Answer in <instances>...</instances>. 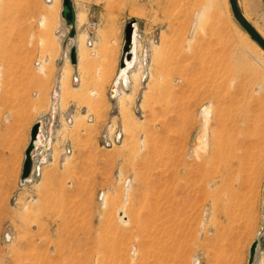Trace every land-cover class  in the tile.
<instances>
[{"label":"rangeland","instance_id":"374dc122","mask_svg":"<svg viewBox=\"0 0 264 264\" xmlns=\"http://www.w3.org/2000/svg\"><path fill=\"white\" fill-rule=\"evenodd\" d=\"M46 3L0 6V107L50 140L38 177L0 184V264H248L255 241L264 264V53L228 0H72L75 66ZM131 21L137 60L111 98Z\"/></svg>","mask_w":264,"mask_h":264},{"label":"crops","instance_id":"0c3cea01","mask_svg":"<svg viewBox=\"0 0 264 264\" xmlns=\"http://www.w3.org/2000/svg\"><path fill=\"white\" fill-rule=\"evenodd\" d=\"M22 1L23 0H0V6L2 4L4 7L16 8L17 4H21ZM7 3H9L10 6H8ZM237 5L245 19L264 39V0H237ZM136 57L137 44L135 62ZM134 65L135 64H133L132 67H134ZM129 71L127 72L128 84L130 82L128 76ZM119 93L120 89H118V95ZM25 107L30 111L29 104L25 105ZM22 109V106L15 104L12 100L3 102L0 107V112L5 118V121H2L3 127L0 129V142L4 145L7 143L13 144L11 145L12 147L3 145L4 147L2 146V149L0 150V170H3L0 172V184L14 185L18 182V180H21L24 153L30 140L29 132L28 135H25V140L23 139L24 136L22 135L21 131L24 125H22L20 120L16 119L18 117L17 114L21 112ZM33 125L34 123L30 126V128H32ZM38 147L40 146H37V148ZM35 154L36 151H33L31 155L34 156ZM42 158L44 159L45 156H42ZM4 170L7 171L4 172Z\"/></svg>","mask_w":264,"mask_h":264},{"label":"water","instance_id":"95a60500","mask_svg":"<svg viewBox=\"0 0 264 264\" xmlns=\"http://www.w3.org/2000/svg\"><path fill=\"white\" fill-rule=\"evenodd\" d=\"M230 10L232 16L238 25L242 28V30L249 36V38L255 42L260 49L264 51V39L256 32V30L251 26V24L245 19L242 15L238 5L237 0H228ZM62 10L61 17L65 21V25L68 28V39L73 40L76 38V15L73 8L72 0H61ZM135 21L129 22L124 31V42L121 50V57L119 61V71H123L125 68V59L129 53V48L132 42V34H133V25H135ZM76 56H77V48L76 45L72 44L69 50V59L72 66L76 65ZM113 88V87H112ZM111 88V90H112ZM110 97L113 98L110 94ZM40 123H36L32 126L30 130V140L28 146L24 153V163L21 175V181H24L29 178L32 166L31 154L33 153L35 147H37V140L40 134ZM258 246V242L255 241L249 250V259L248 264H253L254 258L256 255V249Z\"/></svg>","mask_w":264,"mask_h":264},{"label":"bare ground","instance_id":"6f19581e","mask_svg":"<svg viewBox=\"0 0 264 264\" xmlns=\"http://www.w3.org/2000/svg\"><path fill=\"white\" fill-rule=\"evenodd\" d=\"M51 2L49 3L48 0H46V2L48 4H51L52 3V0H50ZM46 3V4H47ZM78 22V17H77V20H76V23ZM78 24V23H77ZM137 26L136 24L133 25V34H132V42H131V45H130V48H129V53L128 55L126 56V59H125V68L123 71H119L118 69V74H117V77L115 78L111 88H110V94L112 97H116L118 95V85H120L121 87L125 88L128 86V77H127V72L132 68L133 64L135 63V56H136V44H135V38L137 36ZM243 34V35H242ZM241 35L242 36H245L244 39H248V35L244 32L242 33ZM81 36V35H79ZM77 37L75 38V42H76V47L77 49H83L84 47V39L81 38V37ZM241 36V37H242ZM252 44L255 46V48L258 49V51L260 50L259 46L252 41ZM243 50V48H242ZM262 50V49H261ZM242 52V51H241ZM262 52L264 53V51L262 50ZM136 60H137V57H136ZM67 62V59L65 60ZM66 65V64H65ZM64 66V65H63ZM65 71V70H64ZM60 81V80H59ZM54 110V109H53ZM203 128H204V135L202 136V139H200V144L198 146V149L201 150V151H205L206 147H207V139L205 137L206 133H207V127H208V124H209V119H210V115H211V110L209 107L207 108H204L203 110ZM40 145H43V147L46 149L48 144L47 142L43 141L42 140V137H38V140H37V145L36 146H40ZM121 215V214H120ZM262 215H264V189H263V204H262ZM126 217L124 215H121L120 219L121 220H124ZM124 224L127 223V221H123ZM128 224V223H127Z\"/></svg>","mask_w":264,"mask_h":264},{"label":"built area","instance_id":"2783aa9c","mask_svg":"<svg viewBox=\"0 0 264 264\" xmlns=\"http://www.w3.org/2000/svg\"><path fill=\"white\" fill-rule=\"evenodd\" d=\"M88 44L90 45L89 42H88ZM52 98H53V99H56V98H57V93H56V92H53V93H52ZM52 111L54 112L55 109H54V110L52 109ZM53 120H54V116L52 117V123H50L49 126H48V129H49V132H48V133H50V131L52 130ZM68 120H70V119H68ZM39 123H40V126H41V127H40L41 130H40V134H39V136H42V132H43L44 128L46 127V126H45L46 124H42V122H39ZM120 138H121V134H119L118 132H116L115 141H119ZM45 142H47V144H48V146H47L46 149H45L43 146H41V145H40V147H38V148L40 149V153H39L40 158H39L38 162H37V160L34 161V157H35V156H32V155H31V160L33 161V166H31L30 176L35 175L36 177H38V175H39V167H40V164L44 163V160H43L42 156H45V155H46V153L49 151V146H50V140H47V141H45ZM38 148L35 147L34 151H37ZM43 154H44V155H43ZM35 159H36V158H35ZM35 162H37V164H35ZM35 165H36V166H35ZM30 176H29V177H30ZM28 180H29V178L26 179V180H24V181H21V180H20V184H23V183L27 182Z\"/></svg>","mask_w":264,"mask_h":264}]
</instances>
